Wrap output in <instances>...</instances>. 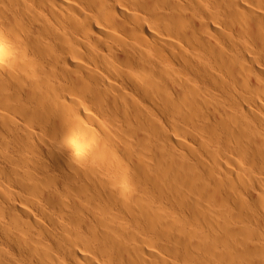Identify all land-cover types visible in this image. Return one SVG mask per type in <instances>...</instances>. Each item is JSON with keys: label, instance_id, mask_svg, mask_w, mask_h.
Instances as JSON below:
<instances>
[{"label": "bare ground", "instance_id": "1", "mask_svg": "<svg viewBox=\"0 0 264 264\" xmlns=\"http://www.w3.org/2000/svg\"><path fill=\"white\" fill-rule=\"evenodd\" d=\"M0 264H264V0H0Z\"/></svg>", "mask_w": 264, "mask_h": 264}]
</instances>
